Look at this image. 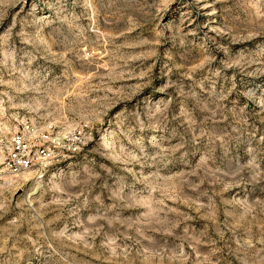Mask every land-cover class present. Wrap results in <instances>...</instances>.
Returning <instances> with one entry per match:
<instances>
[{
    "label": "rangeland",
    "instance_id": "rangeland-1",
    "mask_svg": "<svg viewBox=\"0 0 264 264\" xmlns=\"http://www.w3.org/2000/svg\"><path fill=\"white\" fill-rule=\"evenodd\" d=\"M81 149L5 173L0 264H264V0H0V137Z\"/></svg>",
    "mask_w": 264,
    "mask_h": 264
},
{
    "label": "built area",
    "instance_id": "built-area-1",
    "mask_svg": "<svg viewBox=\"0 0 264 264\" xmlns=\"http://www.w3.org/2000/svg\"><path fill=\"white\" fill-rule=\"evenodd\" d=\"M86 135L80 128L61 132L54 121L23 116L15 128L0 137L2 165L10 176L35 168L41 178L55 160L81 149Z\"/></svg>",
    "mask_w": 264,
    "mask_h": 264
}]
</instances>
